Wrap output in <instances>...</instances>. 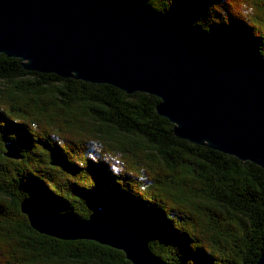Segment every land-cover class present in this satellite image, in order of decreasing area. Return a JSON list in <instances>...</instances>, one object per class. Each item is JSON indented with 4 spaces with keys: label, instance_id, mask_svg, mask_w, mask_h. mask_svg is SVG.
<instances>
[{
    "label": "trees",
    "instance_id": "16d2710c",
    "mask_svg": "<svg viewBox=\"0 0 264 264\" xmlns=\"http://www.w3.org/2000/svg\"><path fill=\"white\" fill-rule=\"evenodd\" d=\"M143 2L227 63L264 65V0ZM159 103L0 54V264H132L93 241L39 234L21 212L26 198L84 220L122 208L143 221L161 264H257L264 169L178 138ZM8 143L22 159L5 156Z\"/></svg>",
    "mask_w": 264,
    "mask_h": 264
},
{
    "label": "water",
    "instance_id": "95a60500",
    "mask_svg": "<svg viewBox=\"0 0 264 264\" xmlns=\"http://www.w3.org/2000/svg\"><path fill=\"white\" fill-rule=\"evenodd\" d=\"M0 54L27 71L153 95L178 138L264 169V65L227 63L143 0H0ZM5 156L22 159L14 143ZM20 208L41 235L93 241L132 264H161L143 221L122 208L85 220L35 198Z\"/></svg>",
    "mask_w": 264,
    "mask_h": 264
}]
</instances>
